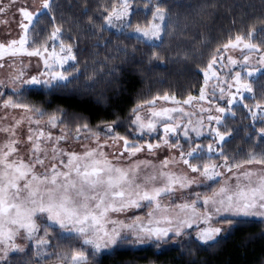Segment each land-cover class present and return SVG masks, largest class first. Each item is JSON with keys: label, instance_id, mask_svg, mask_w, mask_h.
<instances>
[{"label": "snow or ice", "instance_id": "obj_1", "mask_svg": "<svg viewBox=\"0 0 264 264\" xmlns=\"http://www.w3.org/2000/svg\"><path fill=\"white\" fill-rule=\"evenodd\" d=\"M132 4L133 0H114L111 10L106 9L108 15L103 17L104 25L101 28L103 31L114 29L117 40L124 35L125 38L135 39L138 44H143V50L135 49L140 53L141 62L145 56L150 61L160 58L159 51L165 43V37L169 38L170 48L175 43L178 55L184 50L182 41L195 37L198 29L205 26V18L213 15L211 9L219 6L218 0H172L167 6L156 3L151 12V21L146 24L137 22L133 29ZM72 6L69 2V9ZM145 7L148 5L145 4ZM58 10L59 6L55 4V0H43L41 8L35 12L28 7H19L18 0L0 2V15L9 11L14 16L17 12L20 14L19 26L23 33L18 40L12 39L7 44L0 43V60H3L4 52L8 51L12 56L21 53L29 57H40L44 63V70L34 73L26 70L22 62L0 63V68L17 69L9 72L7 82L0 80V111L23 110L21 118L15 119L11 127L0 125V132L9 134V139L0 144V264H8L9 253L25 252L27 245L16 243L17 238L34 242L35 253L25 259L24 264H47L43 257L50 254L57 257L59 264H89V255L102 256L105 251L114 252L122 247L150 245L160 248L170 242L187 250L198 245L214 247L248 220L260 219L264 224V149L254 146L244 159L238 160L236 156L243 155L242 153L230 156L224 150V146L229 142L227 137L232 133H223L218 128L210 129V133L215 135L207 146L208 155H204L200 144L189 139V132L198 131L197 125L202 127L203 122L199 120L194 124L191 113L186 111L183 105H192L197 99L204 101L209 94L215 97L217 87L220 90L219 99L224 98L225 89L220 87L217 76L218 66L223 65L220 49L217 48L212 54L207 67L201 69L204 86L200 88L198 98L189 94L186 99L180 101L175 95L165 93L138 101L125 121L131 135H116L117 126L122 123L118 114L111 123L102 121V126L98 125L93 129L90 121L84 120L82 116H69L68 112L61 108L48 113L44 107L46 101L35 104L27 98L42 94L41 90L48 96L86 95L95 93L97 84L104 83L111 87L113 83L119 82L114 78L117 69L111 68L103 73L93 69L92 76L89 77L90 82L79 84L87 68L82 72L77 63L69 64V61H76V56L73 54V45L66 46L63 42L61 27L55 19V12ZM49 13H52L49 23L53 31L48 39L54 44L53 52L45 57L44 52L48 49L45 48L42 52L40 46L31 41V36L33 33L40 35L43 32V29H36L42 18ZM233 19L235 21V17ZM256 21L264 22V15L254 17L253 31L247 34V38L242 32H238L235 41L229 39L222 45L225 50L236 49L242 45L241 51L244 54L241 64L250 78L255 77L258 72L264 74L262 45L253 42L257 31L264 36V29H256ZM93 26L94 23L83 30L86 35H95L91 30ZM128 29H133L131 35L128 34ZM57 40L61 41L59 50L63 55L55 53ZM30 42L34 46L28 50L25 46ZM207 42L205 40V43ZM106 45L115 53L114 56L106 57L108 62L129 55L126 48L119 45L112 47L111 41H106ZM253 55L257 56L255 65H259V68L251 63L250 57ZM228 64L235 67L237 60L229 56ZM213 78L217 82L210 85L209 82ZM233 79L238 85L236 93L241 94L242 100L247 99L243 97V93H251L253 88L250 84L255 81H244L239 71L235 72ZM9 85L11 94L6 91ZM232 87L233 84L228 83V89ZM158 100L172 101L175 106L158 109ZM102 101L107 104L106 97L98 95L96 103L99 105ZM234 102L235 94L228 100L227 108H215L220 116L208 115L207 120H215L219 125L226 114L235 115L232 110ZM208 103L211 104L212 101L209 100ZM145 106L150 114L148 117L142 114ZM244 106L248 108L253 120L257 119L258 114L264 113V101H258L251 107L248 104ZM204 111L210 109L201 108V112ZM173 113L188 117L187 124L183 123L182 117L173 116ZM6 115L7 112L4 113V116ZM45 116H48V129L59 127L60 135H54L50 130L41 127ZM72 121L76 124L77 135L74 138L81 143L84 149L82 152L65 151L61 146V141L72 138L69 132ZM25 122L29 125L27 141L31 144L27 158L20 154L16 147L17 144L24 143L18 138L16 129ZM158 125L162 126L163 135L155 136L159 142L153 144L147 137L157 132ZM189 125H192L191 129ZM182 126L189 151H185L179 142L178 129ZM81 134H84L83 140ZM170 134L177 139L171 140ZM259 136L261 143H264V126L259 128ZM89 140L90 144L85 142ZM162 147L177 149L179 161L187 165L191 173H198L203 179L189 175L185 169L177 171L170 168L171 164L177 162L175 155L165 156L159 166L148 159H133L145 150L148 155L156 156V149ZM109 148L112 149L111 153L107 151ZM213 160L223 162L215 163ZM201 161L207 162L201 166ZM245 165L260 167L246 168ZM231 180L235 183H229ZM193 184H204L206 190L220 185L218 190L204 197L202 210L197 208L199 193L197 200L175 203L176 192L191 188ZM178 198L183 199V192ZM164 199L171 201L173 207L196 220L194 236L192 232L185 230L192 228V220L180 216L175 220L167 218V227H145L143 222H140L125 229L120 221L113 220L108 215L110 212L126 213L133 208L148 207L151 209L148 216L153 217L161 209V201ZM142 201L146 203H141ZM164 211H168L166 206ZM156 223L159 224L160 221L157 220ZM105 224H111L113 227L106 228ZM118 224L121 226L117 227ZM200 224L205 226L199 227ZM63 241L90 246L93 251L89 254L83 247L71 245L63 252L56 251Z\"/></svg>", "mask_w": 264, "mask_h": 264}, {"label": "trees", "instance_id": "obj_2", "mask_svg": "<svg viewBox=\"0 0 264 264\" xmlns=\"http://www.w3.org/2000/svg\"><path fill=\"white\" fill-rule=\"evenodd\" d=\"M69 2L73 5L69 9ZM136 10L132 14L133 27L136 23L146 24L151 19L153 4L146 0H134ZM172 0H162L161 4L167 6ZM59 10L55 12L56 23L61 27L63 42L73 45V54L79 69L83 72L79 84L89 83V77L95 69L103 73L107 69L116 68L115 79L108 87L104 83L96 85L95 93L86 95L65 97L59 94L48 96L41 90L42 94L27 97L32 103L44 105L48 113H53L57 108L64 109L69 116L76 114L84 120L90 121L91 127L101 126L102 121L111 123L118 114L122 123L117 126L116 133L129 135L128 124L125 122L130 110L136 106L138 101L151 99L156 95H175L178 100H184L189 94L195 95L203 82L202 68H206L212 59V54L217 48L220 52L223 44L229 39H235L238 32L247 34L253 31L254 17L264 15V0H218L219 6L211 9L213 15L206 17V24L198 29L197 35L182 41L183 51L177 55L175 43L171 48L169 38L165 37V43L160 48L159 59L150 61L147 56L141 62V56L135 49H144L143 44H138L135 39L125 38L121 35L117 40L114 31H103V17L114 6V0H55ZM145 4L148 7H145ZM52 13L42 18L36 31L43 29L40 35L35 33L31 41L40 49L49 42L48 37L53 31L50 25ZM235 17V21L234 18ZM94 23L92 32L95 35H86L83 31ZM255 28L264 29V22H255ZM129 30V29H128ZM205 40L208 42L205 43ZM106 41H111L112 47L119 45L126 48L128 56H120L111 62L106 60L107 56H114ZM253 42L262 45L264 50V36L257 31ZM32 48L33 43H29ZM151 51V50H149ZM219 52V53H220ZM135 57L134 59L131 57ZM253 81V80H252ZM252 84L253 91L246 99L248 104H256L264 101V74L260 73ZM104 95L107 104L103 101L98 105L97 96ZM246 104V103H245ZM235 115L227 121L229 132L232 135L224 150L236 159H244L248 152L258 146L264 149L258 134L259 128L264 126V120L252 123L247 115L244 105H238L233 109ZM70 126H76L70 122ZM70 241L61 242L57 251L62 250ZM66 248H64L65 250ZM91 264H264V224L258 220H248L238 230L214 247H197L187 250L180 246H166L156 248L153 246L128 248L122 247L114 252L100 255H89ZM24 264L16 259L10 260L9 264Z\"/></svg>", "mask_w": 264, "mask_h": 264}, {"label": "rangeland", "instance_id": "obj_3", "mask_svg": "<svg viewBox=\"0 0 264 264\" xmlns=\"http://www.w3.org/2000/svg\"><path fill=\"white\" fill-rule=\"evenodd\" d=\"M146 1H149L150 3L155 5L156 3H161L162 0H146ZM0 2H5V0H0ZM42 2H43V0H18V6L19 7H28L29 10L35 12L41 8ZM136 5L137 4L133 0L132 14H133L134 10H136ZM151 19H152V17H151ZM151 19L148 22H150ZM20 20H21V17H20V14L18 12L15 13V16L13 15V13L11 11H9L6 14L0 15V43L7 44L12 39L18 40L20 38V35L23 34L22 30L19 26ZM134 27H133V29H134ZM133 29L127 30L129 35L132 34ZM110 30L115 32L114 29H110ZM233 41H235V39H233ZM60 43H61L60 40H57L55 42V53L57 55H63V53H60V50H59V44ZM53 44H54V42L49 39V42L47 43V45H45V47L43 46L40 49L42 52L44 51L45 48L48 49L47 52H44L45 57H48L53 52ZM25 47L28 50L32 49L29 46V44L26 45ZM241 49H242V45H240L236 49L229 48L228 50H225L224 48H222L221 52L219 53L220 55H223V65L218 66L217 76L219 78L220 87H223L225 89L223 99H219L220 90H219V87H217L215 90L216 91L215 97H213L209 94L207 96L206 100H204V101H200L197 99V100H194L192 102V105H183V108L186 111H188L189 113H191V119H192L194 124L196 121H199V120H202V122H203L202 127H199L197 125L198 131H190L189 132V139L194 141L196 144H200V146L204 149V155H208L207 146L210 142H212L213 136L215 135V133H210V129L211 128H218L223 133L229 132L228 131L229 126L227 124V121L229 120L230 117L234 116L232 114H226L224 116L222 122L218 125V124H216L215 120L209 122L207 120L208 115H212L213 117L220 116L221 114L217 113L215 111V108L217 106L227 108L228 107L227 102L229 99H232L233 94H235V102L232 105V110L235 107H237L238 105H245V103L248 104V102H246V99L242 100L241 94L236 93V87L238 85L236 84V82L233 79L235 72L239 71L242 75V79L246 82L254 80L258 76V74H260L258 72V73H256L255 77H251V78L247 77L245 68L241 64V62L243 60V54H244V53H242ZM246 51L247 50H244V52H246ZM262 51H264V50H262ZM229 56H231L233 59L237 60V66L233 67L232 65L228 64V57ZM250 59H251V63L255 65V61L257 59V56L253 55L250 57ZM8 61L22 62L23 65L26 67V70L33 72V73L36 71H43L44 70L43 60H41L40 57H37V56L29 57L26 54H21V53H17L15 56H12L8 51H5L3 60H0V63H6ZM71 62L72 61H69V64ZM255 66L257 68L260 67L259 65H255ZM66 67H67V65H66ZM16 70H17L16 68H13V69L0 68V80H4L7 82L9 72L10 71H16ZM216 82H217V80L215 78H213L212 80H210L209 83L211 85V84H215ZM228 83L233 84V87L231 89H228ZM202 86H204V76H203V82H202L201 87ZM250 86L252 87V84H250ZM10 87L11 86L9 85V88L6 89V91H9V94H11L10 93ZM199 92H200V89L193 96L198 98ZM251 93L244 92L243 97L248 98V97H250ZM209 100L212 101L211 104L208 103ZM180 101H183V100H180ZM248 105L251 107V106H254L255 104L253 103V105L252 104H248ZM156 106L159 109L160 107H173L175 105L173 104L172 101L158 100V101H156ZM201 108L210 109V111L201 112ZM246 109H247V115H248V117H250L252 123L260 121V120H264V113L258 114L257 119L253 120L251 115L249 114L248 108H246ZM22 111L23 110H20V109H16V110L8 109V110L0 111V117H3V119H0V125H2L4 127H11L14 124L15 119L21 118ZM5 112H7L8 115L4 116ZM142 114L145 115V117H148L150 115L147 112V106H145V111ZM172 115L176 116V117H182L181 113H173ZM182 119H183V123L187 124L188 117H182ZM47 120H48V116H45L44 119L41 121V127L45 128L46 130H50L54 135H60L61 129L59 127L55 128V129H48V126L46 124ZM28 127H29V125L25 122L19 128L16 129V132L18 133V138L24 141V143H22V144H17L16 147L20 150V154H22L25 158H27L28 149L31 147V144L27 141ZM33 127H35V125H33ZM75 127L76 126H73V127L70 126L69 127V132L71 133L72 138H70L67 141H61V146L64 148L65 151H76V152L84 151L81 143L77 142V140L74 138L77 135V133L75 132ZM191 127H192V125H189L190 129H191ZM96 128L97 127H94L93 129H96ZM115 134L119 135L117 133H115ZM258 134H259V132H258ZM129 135H131V133ZM157 135H160V136L163 135V130H162L161 125H158L157 132L153 133L151 136H148L147 139L150 140L153 144H155V143L159 142L157 139L154 138ZM178 135H179V142L184 146V150L189 151L190 148L188 147V144L185 142V137L183 136V126L180 129H178ZM228 138L229 137H227V139ZM7 139H9V134L4 133V132H0V144L6 142ZM83 139H84V134H81V140H83ZM170 139L176 140L177 137L172 136L170 134ZM85 142L89 143V144L91 143L90 140L85 141ZM119 143L122 144V141H120ZM193 146H195V144ZM107 151L109 153H111L112 149L109 148V149H107ZM156 152L158 153V155L150 156L147 154V150H145L144 152L137 154V156L133 157V159H148V160L153 161V163H155L157 166H159V162L161 160H163L165 156L175 155V157L177 158V162L174 164H171L169 166L170 168L177 170V171H179L181 169H185L188 171L189 175H195V176H197L198 179H201V180L203 179L202 177H199L198 173L197 174L191 173L190 170L187 169V165H184L182 163V161H179V152L177 151V149H175V148L168 149L167 147H162L160 149H156ZM125 156H127V153H125ZM204 162H207V161H201L200 162L201 166ZM212 162L222 163L223 161L213 160ZM245 167L246 168H248V167L258 168L260 166H258V165H251V166L245 165ZM167 170L168 169H164V171H167ZM148 171H151V169H148ZM233 171H236V170L233 169ZM226 175L230 176L231 173H226ZM205 183H213V182H205ZM229 183H235V181L231 180V181H229ZM219 187H220V185L217 184L214 186V188L206 190L204 184H193L191 186V188L182 189V190H179L176 192L177 199H175V203H184V202H190L192 200H197V193H199L200 199L197 203V208L202 210L204 197L210 196L212 194V192L218 190ZM181 192H183V199L178 198V197H180ZM141 203H146V202L142 201ZM161 205H162L161 209L159 211H157L153 217L148 216L149 211H151V209L148 207H142L139 209L133 208L126 213H111L110 212L108 215L111 217V219L120 221L125 229L127 228V226L132 225L133 223H140V222H143L145 227H149V226L150 227H167V226H169L166 223L167 218H172L173 220H175L177 216H180L183 219H191L192 220V228H186L185 230L188 232H192L193 236L195 235L194 230L197 228V222L194 218H192L188 215H185L184 213H182L180 211V209L173 207L172 202L167 200V199L162 200ZM165 206L168 208L167 212L164 211ZM157 220L160 221L159 224L156 223ZM253 220L260 221V219H253ZM121 224H118L116 226L120 227ZM204 226L205 225H203V224L199 225V227H204ZM105 227L111 228V227H113V225L105 224ZM39 234H41V233H38V235ZM185 240H187V238H185ZM16 243L21 244V245H27V247L25 248L24 253H9L8 264H9L10 260H12V259H16L17 261L24 262L25 259L29 258L30 256H33L35 253V248L33 247V245H34L33 241H25V240H21V239L17 238ZM70 245L72 247H77V246L83 247L85 249L86 253H89V254L92 253V251H93L90 246L78 245V244H75L73 242H69L68 245H66L65 247L62 248V250L60 248V250H58V251L63 252L64 248L68 249L70 247ZM171 245L179 246L177 244L170 242L169 244L163 245L160 248H164L166 246H171ZM146 246H150V245H145L142 247H146ZM136 248H138V247H136ZM56 251H57V249H56ZM104 253H108V252L105 251ZM69 255H70V253H69ZM97 255H99V254H97ZM43 261H46L47 264H59V261L54 254H50L48 256L43 257ZM89 264H91V263L89 262Z\"/></svg>", "mask_w": 264, "mask_h": 264}]
</instances>
